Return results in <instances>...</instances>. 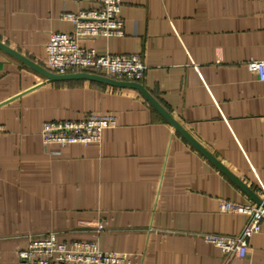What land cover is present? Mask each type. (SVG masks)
Returning a JSON list of instances; mask_svg holds the SVG:
<instances>
[{"label":"crops","instance_id":"1","mask_svg":"<svg viewBox=\"0 0 264 264\" xmlns=\"http://www.w3.org/2000/svg\"><path fill=\"white\" fill-rule=\"evenodd\" d=\"M98 1L0 0V42L48 70L51 34L74 29L63 15ZM120 1L124 35L81 45L139 55L147 69L135 83L259 197L264 81L254 61H264V0ZM93 113L116 118L99 142L44 144L45 122ZM0 127V264H27L18 256L26 236L46 230L129 253L131 264H225L205 236H236L247 216L222 212V201L257 204L137 89L50 81L1 49ZM249 245L229 264H264V223Z\"/></svg>","mask_w":264,"mask_h":264},{"label":"built area","instance_id":"2","mask_svg":"<svg viewBox=\"0 0 264 264\" xmlns=\"http://www.w3.org/2000/svg\"><path fill=\"white\" fill-rule=\"evenodd\" d=\"M99 8L77 14L65 13L63 18L72 22L73 31L54 32L46 45L48 71L57 75L99 73L120 81L138 82L145 76L146 65L139 55L98 54L95 49L81 45V40L94 37H122L124 21L120 17V0H99ZM258 78L264 81V61H254ZM116 126L113 115L93 113L80 121H50L43 124L44 144L62 146L99 142L104 130ZM1 130V127H0ZM264 204V187L259 192ZM221 211L247 216V222L236 236L206 235L205 239L218 247L229 264L244 259L250 238L261 231L264 206L223 200ZM104 229L99 224L97 231ZM58 231L46 230L28 234V247L18 251L20 260L27 264H131L129 253L106 252L95 242L75 240L70 244L60 241Z\"/></svg>","mask_w":264,"mask_h":264},{"label":"water","instance_id":"3","mask_svg":"<svg viewBox=\"0 0 264 264\" xmlns=\"http://www.w3.org/2000/svg\"><path fill=\"white\" fill-rule=\"evenodd\" d=\"M0 49L7 52L8 54L16 57L18 60L24 64L32 67L41 73L44 77L50 81H69V80H90L97 81L107 85L116 86V87H127L137 89L147 101L173 126L178 130L200 153H202L209 161H211L215 166H217L223 173L229 176L242 190L246 191L249 195L254 197L258 205H263L262 200L256 196L252 191L238 178H236L223 164H221L209 151L202 147L193 137L189 135L181 125L175 120V118L169 114L160 103L143 87V85L135 82H126V81H117L106 76L92 74V73H76V74H65L57 75L48 71L47 69L35 64L33 61L27 59L11 48L7 47L0 42Z\"/></svg>","mask_w":264,"mask_h":264}]
</instances>
